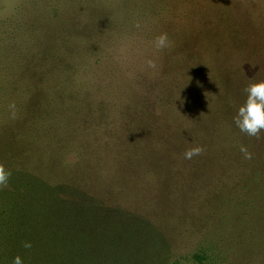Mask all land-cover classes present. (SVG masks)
I'll list each match as a JSON object with an SVG mask.
<instances>
[{
    "label": "rangeland",
    "instance_id": "374dc122",
    "mask_svg": "<svg viewBox=\"0 0 264 264\" xmlns=\"http://www.w3.org/2000/svg\"><path fill=\"white\" fill-rule=\"evenodd\" d=\"M230 27L237 43L227 41ZM163 33L169 46L157 49ZM244 71L264 80V0H0V152L13 149L27 170L43 173L48 140L27 124L26 105L61 115L71 167L83 136L103 141L101 127L112 120L122 136L120 111L127 119L138 112L131 128L142 123L133 131L145 134L151 162L136 183L154 196L126 197V206L160 233L142 264H264V197L171 193L175 172L192 163L206 164L208 183H226L225 191L236 182L232 155L250 137L234 123L233 108L247 99ZM101 109L108 112L99 116ZM120 142L130 148L128 132ZM200 144L201 155L184 158ZM124 160L126 175H139L140 166Z\"/></svg>",
    "mask_w": 264,
    "mask_h": 264
},
{
    "label": "trees",
    "instance_id": "16d2710c",
    "mask_svg": "<svg viewBox=\"0 0 264 264\" xmlns=\"http://www.w3.org/2000/svg\"><path fill=\"white\" fill-rule=\"evenodd\" d=\"M233 29H228V43H237ZM243 75L245 83L257 82L252 72L244 71ZM86 101L87 98L80 97L82 111L86 110ZM233 111L238 109L233 108ZM233 111L229 108L228 113ZM107 112L101 109L99 116ZM22 115L28 117L26 121L30 127V121L34 123V131H45L49 151L44 157L47 164L43 173L39 168H34L33 173L27 170L21 164L26 157L14 155L13 149L0 152V163L11 172L8 186L0 187L3 189L0 197V264H13L17 256L23 264H142V258L152 255L156 249L160 233L156 223L126 206V197L154 196L149 185L136 183L141 174L149 171L144 166L151 162L150 155L148 158L142 149L145 134L141 136L133 131L136 129L140 133L142 123L131 128V123L140 114L136 112L127 119L126 113L120 111L122 136L114 132L117 127L114 120L101 127L106 135H103L106 138L103 141L92 135L83 136L74 167L67 163L71 151L65 148L58 128L61 115L55 117L52 106L41 103L26 105ZM231 125L235 128L232 122ZM236 131L241 132L238 127ZM127 132L129 149L120 142V138L125 141ZM241 133L244 137L249 136ZM263 139L260 133L259 138H245V148L251 153V159L245 158L241 148L232 155L236 182L226 191V183L219 186L208 183L206 164L192 163L184 171L175 172L171 183L177 181L171 187L172 197H264ZM114 142L120 148L114 147ZM32 159L38 162L35 155ZM124 159L133 166H140L139 175H126ZM112 161L114 165L110 164ZM26 243L31 247L26 248Z\"/></svg>",
    "mask_w": 264,
    "mask_h": 264
},
{
    "label": "clouds",
    "instance_id": "9594fccd",
    "mask_svg": "<svg viewBox=\"0 0 264 264\" xmlns=\"http://www.w3.org/2000/svg\"><path fill=\"white\" fill-rule=\"evenodd\" d=\"M155 46L157 49H164L169 46L167 33L156 37ZM147 63L151 68L156 67L155 62L152 60H149ZM245 91L247 99L234 117V123L241 132L259 138L260 131L264 129V80L250 84ZM10 107L15 109L14 104ZM15 114V111H13V117H15ZM241 151L244 153L246 159H251V153L246 148L242 147ZM203 152L204 148L202 146L190 147L185 151L184 158L190 160L194 156L201 155ZM10 177L11 172L6 169L3 163H0V187L6 188ZM24 246L30 248L31 244L26 243ZM13 264H23L21 257H15Z\"/></svg>",
    "mask_w": 264,
    "mask_h": 264
}]
</instances>
